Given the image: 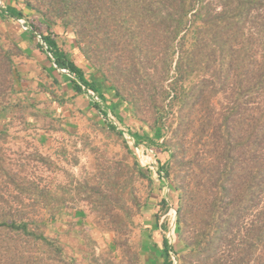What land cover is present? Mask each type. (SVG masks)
<instances>
[{
    "label": "trees",
    "instance_id": "trees-1",
    "mask_svg": "<svg viewBox=\"0 0 264 264\" xmlns=\"http://www.w3.org/2000/svg\"><path fill=\"white\" fill-rule=\"evenodd\" d=\"M0 18L25 19L31 27L14 38L0 30V114L38 116L44 112L29 95L50 98L66 85L73 95H58L60 104L86 89L105 100L106 83L111 112L130 106L142 123L129 129L134 144L167 155L159 176L172 180L182 250L166 235L155 241L149 229L160 264H173L172 252L178 264H264V0H13L0 7ZM56 27L72 31L92 68L89 77L57 41ZM24 35L29 45L20 43ZM88 103L107 118L99 103ZM167 129L159 143L158 133ZM102 130L133 155L116 125L110 121ZM96 170L59 185V193L33 182L25 187L17 199L29 203L0 214V264H78L58 231L52 237L45 229L70 222L65 216L76 217L77 209L68 208L79 201L114 235L121 256L114 264H142L129 239L135 216L151 204L152 172L137 158L132 166ZM136 179L149 182L144 202ZM158 206L156 228L170 209L166 198ZM37 208L44 216L35 217ZM160 228L168 230L167 223Z\"/></svg>",
    "mask_w": 264,
    "mask_h": 264
},
{
    "label": "rangeland",
    "instance_id": "rangeland-1",
    "mask_svg": "<svg viewBox=\"0 0 264 264\" xmlns=\"http://www.w3.org/2000/svg\"><path fill=\"white\" fill-rule=\"evenodd\" d=\"M6 4H13V0H0V7L5 8ZM18 6L29 13L24 5L18 4ZM16 22L15 24L0 18V30L13 38L16 37L18 29L31 30L25 19ZM56 30L59 34L57 38L59 44L63 45L69 57L78 63L89 77L92 68L78 54L79 51L73 43L72 31H65L61 27H56ZM28 39V36L24 35L20 43L25 44L26 42L29 45ZM38 39L40 40L39 36ZM60 72L62 75L66 74ZM42 80L46 79L43 77ZM34 85L36 89H39L38 82H34ZM107 87L104 83L105 100L96 101L107 110V118L98 109L87 106L88 102L94 103L87 92L74 102L64 104L56 102L58 95L67 99L73 94L68 92V87H65L62 93L57 90L56 94L50 98L43 94H30V101L36 102L37 109L44 112L38 116L28 114L23 116L22 112L0 114V132L3 134L0 136V214L8 210L16 211L18 206L24 208L29 200H25L22 205L17 197L32 182L38 185L39 189L46 188L59 193V185L68 184L72 179H81L87 172H96L97 168L99 170L115 168L118 163L122 167L132 166L134 159L137 158L142 168L152 172L155 184L152 187L151 204L143 208V212L134 218L135 225L129 241L133 250L138 251L142 264H160L159 252L152 249V246L150 247L149 229H153L155 241H161L162 236L166 235L172 246L177 247L178 251L182 250V246L178 244L176 198L172 190V180L166 177L161 179L159 176L160 165L165 163L167 155L156 147L134 144L129 129H136L142 123L134 118L130 106L122 105L117 108V115L111 112L108 106L113 101V97L110 93L108 94ZM17 89L25 90L21 84ZM22 98L23 94L20 93L13 101L16 102ZM30 110L35 111L36 109ZM110 121L123 132V138L127 141L133 155L128 152L122 139L102 130ZM169 133L168 129L165 132L161 130L158 133L161 135L159 143H162L164 136ZM41 157L48 158L52 163H45L40 159ZM161 181L163 184L160 192ZM134 184L135 193L144 202L150 190L148 180L136 179ZM162 198L167 199L170 209L166 214H161L156 228L155 215L162 211L158 206ZM74 206L77 209L76 217L65 216V220L70 222L59 221L50 224L45 229L46 233L55 237L57 236L55 231H58V236L65 245L67 253L77 259L78 264H95L93 259H97L98 264H103L104 260L112 264L118 263L121 256L120 251L114 245V235L102 228L96 216L90 212L87 202L79 201L73 206L70 204L68 211H71V207ZM25 211H32V207H27ZM35 212L37 213L36 218L44 216L40 208H37ZM164 223L168 225V230L165 232L160 228ZM171 256L177 260L174 252Z\"/></svg>",
    "mask_w": 264,
    "mask_h": 264
},
{
    "label": "built area",
    "instance_id": "built-area-1",
    "mask_svg": "<svg viewBox=\"0 0 264 264\" xmlns=\"http://www.w3.org/2000/svg\"><path fill=\"white\" fill-rule=\"evenodd\" d=\"M39 38H40V41L42 42V44L45 45V43L41 40V37L40 36H39ZM45 47L47 49V46L46 45H45ZM50 56H51V54H50ZM60 71L66 73L71 78H75V76L74 75H71L68 70H64L63 69V70H60ZM83 88L86 89L85 87H83ZM86 92H87L88 95H90L91 101H93L94 103H97L96 101H100V97L94 91H92L90 89H86ZM172 259H173V262H174L173 264H177L176 258L173 257Z\"/></svg>",
    "mask_w": 264,
    "mask_h": 264
},
{
    "label": "crops",
    "instance_id": "crops-1",
    "mask_svg": "<svg viewBox=\"0 0 264 264\" xmlns=\"http://www.w3.org/2000/svg\"><path fill=\"white\" fill-rule=\"evenodd\" d=\"M75 63H76V62H75ZM76 65H78L79 67H81L78 63H76ZM81 68H82V67H81ZM65 87H68V92L73 93V91H72V89H71V87H70L69 85H68V86L66 85ZM72 95H73V94H72ZM72 95H71V96H72ZM71 96H70V97H71ZM82 96H83V95H82ZM82 96H81V95L78 96V97L76 98V100H79V98L82 97ZM63 97H64V96H63ZM84 103H86V102H84ZM87 106L90 107V103H88Z\"/></svg>",
    "mask_w": 264,
    "mask_h": 264
}]
</instances>
